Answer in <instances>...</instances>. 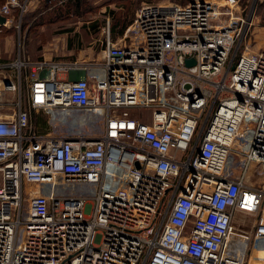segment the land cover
Here are the masks:
<instances>
[{"label": "built area", "instance_id": "obj_1", "mask_svg": "<svg viewBox=\"0 0 264 264\" xmlns=\"http://www.w3.org/2000/svg\"><path fill=\"white\" fill-rule=\"evenodd\" d=\"M24 7L1 4V24ZM255 17L240 0L144 3L138 37L120 43L107 28L94 67L0 63V108L12 111L0 117V264L261 259L264 182L245 181L264 174V52L243 44ZM70 109L100 111L101 133L41 137L30 123L31 111Z\"/></svg>", "mask_w": 264, "mask_h": 264}, {"label": "rangeland", "instance_id": "obj_2", "mask_svg": "<svg viewBox=\"0 0 264 264\" xmlns=\"http://www.w3.org/2000/svg\"><path fill=\"white\" fill-rule=\"evenodd\" d=\"M19 1L21 5L25 4L24 9H13L9 16H7L10 20L8 24L3 25L0 22V59L5 63H13L19 57L23 60L24 58H27V55L32 59H42V54L43 52H47V48H49V50L52 49L51 51L54 52V55L57 54L56 57L52 55L51 59L67 60L64 59V55L61 51H67L69 49V40H75L77 37L80 40L82 37L83 41H79L80 44H84L85 40L88 39L91 41L102 40V38L106 35L107 28L110 30V26L116 22V19L118 20L119 18H123L122 21H124L131 15L132 17H135L134 14L137 9L144 3L171 2L177 4H187L192 0H85L82 5V11L75 10L73 7H70V3H68L69 0ZM2 2L4 3V0L0 1V3ZM240 2L243 3L246 10L251 8V10L255 11L256 15L254 23L250 27L243 44L246 46L248 51L264 52V25L262 24L261 16L256 9V4H264V0H240ZM48 8H52L54 10L56 18L53 17L54 15L51 13L52 9L49 10ZM31 14H33V16H31ZM53 18H55V20ZM57 19L61 20L56 21ZM122 21L118 23V27L116 29L117 33L121 30L120 26L123 24ZM38 22L42 25L38 26V29H36L33 26L37 25ZM130 26L125 29L123 35L127 36L123 38L122 35L121 40L119 41L120 43L125 41L128 43L130 40H134V37H138V35L131 30ZM113 35L114 34L111 32V39H113ZM56 49L57 51H55ZM18 55L20 56L18 57ZM12 69L13 68H8L4 70V72L7 74H13ZM59 77L63 76L59 75ZM22 89H24V87H22ZM13 98L14 94L4 95V100L8 103H11ZM7 111L12 112L10 106ZM128 112L132 117L143 118L144 115L146 117L149 115L148 109H141L140 111L132 108L129 109ZM79 113L83 116L86 114L84 111ZM90 114L91 113L88 111L86 116H90ZM236 165H238V163H235V166ZM232 167L234 166L232 165L231 168ZM247 176V184L253 181L254 187L261 185L259 169L252 168ZM31 189L30 185H25V190L27 192L31 191ZM86 189L90 188L86 187ZM82 190L87 196L90 195L88 190ZM65 192L66 194H69L70 190L67 189ZM23 215H27V213L23 212ZM240 216L241 215H239L238 218H240ZM245 217V221H248L250 224V217H248V215Z\"/></svg>", "mask_w": 264, "mask_h": 264}, {"label": "crops", "instance_id": "obj_3", "mask_svg": "<svg viewBox=\"0 0 264 264\" xmlns=\"http://www.w3.org/2000/svg\"><path fill=\"white\" fill-rule=\"evenodd\" d=\"M72 38V37H71ZM113 40L120 41L121 36L114 38ZM79 41H83L82 37H77L75 40H69L70 44H68L69 49L61 51L64 55V59H51L52 55H54L49 48H47V52H43V58L41 60H58L61 62H72L76 61L79 62L82 66L86 68H91L96 65V60H101L103 57V38L102 40H85L84 44H80ZM7 51V49H6ZM51 51V52H50ZM57 51V49L55 50ZM60 52V53H61ZM57 54L54 55L56 57ZM28 59V58H24ZM29 60V59H28ZM30 61V60H29ZM40 61V60H38ZM31 62V61H30ZM0 63H5L3 60L0 59ZM34 63V62H31ZM85 68V69H86ZM84 68H81L80 70L74 71L73 76L74 78L84 77L87 74H89V70H85ZM90 72H93V69H90ZM64 78V74H59ZM23 86V85H22ZM8 107L6 108H0V117L3 116V114L9 113L7 111ZM56 110H52L49 112V114H45L44 111H31L30 113V123L31 125L37 130V133L42 136H48L50 133L60 132L62 136H86V137H92L96 136L101 133L103 129V117L102 113L98 110L95 112L90 110L91 113L90 116L87 115L86 110H66L63 115H58L55 117L52 112ZM84 111L85 116L81 115L79 112ZM59 112V111H57ZM83 113V112H82ZM48 134V135H47ZM241 172L239 171H233L232 175L233 177L239 175ZM260 178H261V185H263L264 182V174L259 172ZM248 175V174H247ZM246 175V179L247 176ZM246 181V180H245ZM247 186L254 187L253 181H251ZM257 186V187H260ZM255 188V187H254ZM240 216V218H238ZM237 220H246V214H237L235 215ZM258 257L261 259H256L252 257L249 260L248 264H264V249H260L255 253Z\"/></svg>", "mask_w": 264, "mask_h": 264}, {"label": "trees", "instance_id": "obj_4", "mask_svg": "<svg viewBox=\"0 0 264 264\" xmlns=\"http://www.w3.org/2000/svg\"><path fill=\"white\" fill-rule=\"evenodd\" d=\"M0 1H3V0H0ZM6 0H4V2H5ZM84 1L85 0H69V2L68 3H70V7H73L75 10H81V9H83L82 8V5L84 4ZM3 3V2H2ZM2 3H0V4H2ZM49 9V8H48ZM52 8H50L49 10H51ZM256 9H257V11H258V13L260 14V16H261V21H262V24L264 25V4L263 3H257L256 4ZM82 11V10H81ZM88 11H91V10H88ZM47 13H50V12H47ZM47 13H46V15H47ZM51 13H53V17H55L56 18V13L54 12V10L52 9L51 10ZM75 13H76V11H75ZM135 15V14H134ZM31 16H33V14H31ZM45 16V15H44ZM55 18H53L54 20H55ZM52 19V20H53ZM125 19H126V17H125ZM133 19H134V16L132 17V15L128 18V19H126V20H124V21H122L123 20V18L121 19V18H119L118 20L116 19V22L115 23H113V25L112 26H110V30L109 31H111L112 32V34H114L113 35V39L114 38H116L117 36H122L123 35V33H124V31H125V29L127 28V27H129L131 24H132V22H133ZM61 19H57L56 21H60ZM122 21V26H120V31L117 33V31H116V29H117V27H118V23H120ZM50 22V21H49ZM53 22V21H52ZM42 24L41 23H39L38 22V24L37 25H35V26H33V27H35L36 29H38V26H41ZM92 25H93V22H92ZM37 26V27H36ZM32 27V28H33ZM110 32V33H111ZM39 57H41V56H39ZM27 58L31 61V62H36V61H38V60H41V58H35V59H32V58H30V56H28L27 55ZM23 87V86H22ZM23 93H24V89H22V95H23Z\"/></svg>", "mask_w": 264, "mask_h": 264}, {"label": "water", "instance_id": "obj_5", "mask_svg": "<svg viewBox=\"0 0 264 264\" xmlns=\"http://www.w3.org/2000/svg\"><path fill=\"white\" fill-rule=\"evenodd\" d=\"M4 21H5V17L0 15V22L3 23ZM185 64L187 66H190V65L194 64V59L193 58H186ZM135 166L139 167L138 162L135 163Z\"/></svg>", "mask_w": 264, "mask_h": 264}, {"label": "bare ground", "instance_id": "obj_6", "mask_svg": "<svg viewBox=\"0 0 264 264\" xmlns=\"http://www.w3.org/2000/svg\"><path fill=\"white\" fill-rule=\"evenodd\" d=\"M86 111H90V110H86ZM92 111H94L95 112V110H92ZM65 111H60V112H57V111H54V112H52V114L55 116V117H57L58 115H63V113H64ZM65 114V113H64ZM235 219H236V217H235Z\"/></svg>", "mask_w": 264, "mask_h": 264}]
</instances>
